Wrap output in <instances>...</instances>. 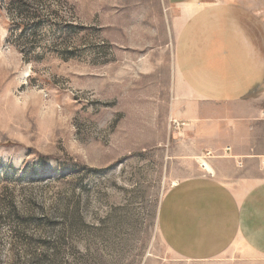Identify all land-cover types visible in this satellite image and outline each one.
Returning a JSON list of instances; mask_svg holds the SVG:
<instances>
[{
	"label": "rangeland",
	"instance_id": "obj_1",
	"mask_svg": "<svg viewBox=\"0 0 264 264\" xmlns=\"http://www.w3.org/2000/svg\"><path fill=\"white\" fill-rule=\"evenodd\" d=\"M230 1L263 44L264 0ZM181 21L167 0H0V264H199L158 231L202 170L171 124L198 101Z\"/></svg>",
	"mask_w": 264,
	"mask_h": 264
},
{
	"label": "crops",
	"instance_id": "obj_2",
	"mask_svg": "<svg viewBox=\"0 0 264 264\" xmlns=\"http://www.w3.org/2000/svg\"><path fill=\"white\" fill-rule=\"evenodd\" d=\"M167 2L182 16L175 45L179 80L199 101L178 117V134L185 155L202 170L163 196L160 238L186 262L264 264V43L248 27L246 6Z\"/></svg>",
	"mask_w": 264,
	"mask_h": 264
},
{
	"label": "built area",
	"instance_id": "obj_3",
	"mask_svg": "<svg viewBox=\"0 0 264 264\" xmlns=\"http://www.w3.org/2000/svg\"><path fill=\"white\" fill-rule=\"evenodd\" d=\"M171 124L174 129L179 130L182 127V124L176 119H171Z\"/></svg>",
	"mask_w": 264,
	"mask_h": 264
},
{
	"label": "bare ground",
	"instance_id": "obj_4",
	"mask_svg": "<svg viewBox=\"0 0 264 264\" xmlns=\"http://www.w3.org/2000/svg\"><path fill=\"white\" fill-rule=\"evenodd\" d=\"M201 162V164L203 165V167L209 172V171H212L210 166L205 162V160L201 159V158H198Z\"/></svg>",
	"mask_w": 264,
	"mask_h": 264
},
{
	"label": "trees",
	"instance_id": "obj_5",
	"mask_svg": "<svg viewBox=\"0 0 264 264\" xmlns=\"http://www.w3.org/2000/svg\"><path fill=\"white\" fill-rule=\"evenodd\" d=\"M40 158H44V157H40Z\"/></svg>",
	"mask_w": 264,
	"mask_h": 264
}]
</instances>
